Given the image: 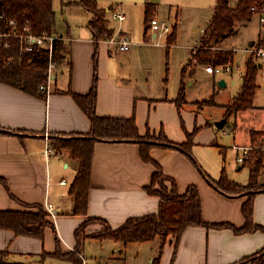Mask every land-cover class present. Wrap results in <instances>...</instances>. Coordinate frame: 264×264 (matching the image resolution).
<instances>
[{
  "label": "crops",
  "instance_id": "crops-1",
  "mask_svg": "<svg viewBox=\"0 0 264 264\" xmlns=\"http://www.w3.org/2000/svg\"><path fill=\"white\" fill-rule=\"evenodd\" d=\"M79 1L53 2L57 14L54 32L63 38L67 52L64 60L56 64L50 93L39 89L37 94H31L0 82V131L7 132H0V210L22 211L27 209L24 205H40L46 210L49 204L55 208V216H49L55 232L52 227L46 228L43 240L0 229V263H27L22 262L26 260L30 264H47L51 259L69 262L51 254L57 247L62 253L76 252V231L84 222L92 218L101 219L113 229H118L130 218L158 212L160 198L146 190L151 184L155 166L142 159L141 144L135 141H97L92 154L88 214H73L75 203L70 190L80 162L68 150L58 147L66 140L73 143L90 133L91 121L74 95H88L97 75L96 111L99 116L134 117L142 137H157L163 133L175 144L191 141L192 158L177 148L161 145L152 147L149 153L164 174L176 181L180 193H184L189 186L197 187L205 222L228 225L223 228L189 226L178 240L169 236L162 242L157 237L149 241L154 243L153 247L143 249L144 252L137 249L136 260L140 264H251L243 261L264 249V189L257 192L253 199V223L260 228L236 233L234 228L240 229L246 224L243 206L248 196L223 194L211 185L207 176L217 181L225 172L230 180L238 184L249 183L250 169L246 182H237L228 174L226 160L232 152L238 154L237 160L242 152L235 147H254L257 134L264 132V106L255 104L257 91L252 108L230 116H227L226 107L239 93L242 83L229 101L220 103L214 93L209 98L214 97V104L200 107L199 102L209 99L189 97L188 86L193 82L187 85V73L189 71L194 77L201 66L211 67L213 72L214 68L193 63L184 73L182 104L177 103L180 89L175 94L166 89L165 94L148 96L139 93L130 76H126L119 66L117 56L124 51L110 43V39L119 32L132 39L133 45L125 55L140 42H148L149 39L155 43L160 41V36L151 31V21L147 23L148 9L152 14L151 20H168L173 29L176 28L177 42L178 29L183 24L180 8L173 1L164 0H94L98 8L105 12L107 26L113 31L110 39L97 40L91 27L94 14L79 5ZM114 13H121L126 19L120 21ZM159 13L163 15L162 20ZM213 15L214 12L207 21L208 25ZM205 29H202V36ZM221 43L216 47L222 48L219 46ZM259 64L258 87L259 80L264 82V71ZM216 75L214 73L212 77L214 82ZM243 76L244 73L242 80ZM221 81L225 82V86L220 87H227V79H219V83ZM216 109L224 112L220 115ZM248 112L261 125L238 127V115ZM231 117H234V123L228 128L227 121ZM223 120L225 125L219 128L216 123ZM229 130L232 132L226 133ZM238 138L240 143H237ZM49 148L53 151L51 154L47 153ZM250 156L251 153L247 159ZM244 163H237L238 170L243 169ZM258 183L264 185V170ZM104 229L102 222H90L80 234V249L88 241H98L102 248L110 241L113 245L108 246L113 254L108 257V264H138L127 255L122 260L118 259L116 253H121V243L92 237ZM82 257L84 264H92L83 252Z\"/></svg>",
  "mask_w": 264,
  "mask_h": 264
},
{
  "label": "trees",
  "instance_id": "trees-1",
  "mask_svg": "<svg viewBox=\"0 0 264 264\" xmlns=\"http://www.w3.org/2000/svg\"><path fill=\"white\" fill-rule=\"evenodd\" d=\"M54 0H0V32L6 30L7 19L17 22L16 32L22 33L26 24L30 25L31 32L41 34L43 31L53 32L57 25V14L53 6ZM79 5L94 14L91 27L97 40H108L113 36V31L107 26L105 12L100 10L94 0H80ZM254 0H244L236 8H231L229 0H216L214 15L204 30L200 47L194 48L189 63L182 71V81L177 103L184 102L185 71L193 63L211 65L213 67L228 64L234 61L235 52L216 47L225 38L235 32L237 22L250 20L253 16L250 6ZM5 18H2V16ZM151 12L147 9V23L151 21ZM148 27V26H147ZM9 46L0 43V82L22 89L31 94H37L41 85H46L48 80L49 51L46 48L37 49L30 53L21 52L20 40L17 36L8 39ZM176 42V28L168 36V46ZM67 52V46L62 40L54 44L53 60L60 64ZM169 71V69H168ZM258 67L254 59L249 58L246 64V73L243 76L239 93L226 107L227 116L248 110L254 105V98L258 88ZM97 75L93 87L88 95H74V98L91 121V131L88 135L79 137V141L66 140L59 144L58 149L68 150L71 156L80 162L77 176L72 183L70 194L74 198V215L88 214L89 190L92 177V154L97 141H135L141 144V156L146 162L153 163L155 172L151 184L146 187L149 194L160 198L159 210L155 214L128 219L118 229H113L107 222L92 218L84 222L76 231L78 244L76 252L62 253L59 247L51 255L73 264H84L81 252V232H84L90 222H102L104 231L92 237L99 240H112L125 246L132 243H145L155 238L165 242L169 236L180 239L189 226L226 227L227 224H210L203 220L201 199L196 186L192 185L184 193H180L176 181L164 174L159 164L152 160L150 149L156 145L177 148L191 155V141L184 144H175L167 139L163 133L159 136H145L139 134L136 120L132 118L102 117L97 114ZM168 81V74L166 82ZM205 105L214 104V97L204 101ZM0 132H6L2 130ZM7 133V132H6ZM9 133V132H8ZM257 134V133H256ZM258 145V139L256 140ZM250 169V180L246 185L238 184L228 178L223 172L217 181L209 176L211 185L229 196H248L243 206L246 224L243 228H234L236 233L249 232L260 228L253 223L254 195L263 190L258 179L264 170V153L253 150L251 156L244 163ZM27 209L22 211L0 210V229L10 230L17 235L44 239L46 228L55 227L49 219L50 214L40 205H24ZM59 240L57 237V246ZM243 262L251 264H264V249ZM0 264H27L21 262H5ZM30 264V263H29Z\"/></svg>",
  "mask_w": 264,
  "mask_h": 264
},
{
  "label": "rangeland",
  "instance_id": "rangeland-1",
  "mask_svg": "<svg viewBox=\"0 0 264 264\" xmlns=\"http://www.w3.org/2000/svg\"><path fill=\"white\" fill-rule=\"evenodd\" d=\"M173 1L177 7L180 8V15L183 19V24L178 29V39L175 45L168 46L166 35L160 36V41H153L149 39L148 42H140L138 45L133 46L131 53L121 52L118 54V63L123 69L126 76H130V80L134 87L137 88L139 93L149 95L178 93L181 85V71L189 62L190 55L194 48L200 47L202 38V29L208 27L207 21L211 14L214 12V5L216 0H164ZM230 5V4H229ZM231 6V5H230ZM231 8H234L231 6ZM160 20L163 15L158 14ZM153 19V18H152ZM172 26V24L166 20ZM169 36V35H167ZM260 37V25L256 16H252L250 20L244 22H237L235 25V32L228 38H225L219 45L222 48L232 49L235 52V65L240 64L239 70H236L232 75L218 74L215 77L211 67L201 66L197 69L194 77L190 76L188 71L186 81L187 85L193 82V85L188 86V94L191 99L204 100L209 99L212 94L216 93V99L220 103L229 101L237 92L240 84L242 83L241 75L246 73V64L249 58L244 50L248 49L252 42ZM132 40V39H131ZM133 42V41H132ZM159 42V43H158ZM264 62V59L262 60ZM121 63V64H120ZM148 65V67H145ZM185 66V67H184ZM214 68V67H213ZM169 69V71H168ZM263 72H261L262 74ZM168 74V81L166 82ZM219 79H227V87H220ZM218 92V93H217ZM255 104L264 106V82L259 80V87L257 89V96ZM200 107L205 106V102L198 103ZM220 115L224 112L222 109H216ZM252 116L251 113L239 114L237 118L238 127H248L250 124L254 126L261 125V122ZM254 119V120H253ZM234 123V117L229 118L227 126L230 128ZM226 126V127H227ZM258 145L255 144L254 148L264 153V132L258 133ZM231 137V136H230ZM237 143H240L239 138ZM236 152L228 155L226 166L230 177L237 182H246L249 176V169L244 166L243 169L238 170ZM238 158V157H237ZM264 187V185H259ZM173 238V236L171 237ZM108 245H113L108 241L102 244L98 241H88L84 243L81 251L91 261L92 264H108L107 259L113 254ZM121 253H116L120 260L126 255L131 261L140 264L136 260L137 249L141 252L148 250L154 246L153 242L146 243H132L127 246L121 244ZM145 249V250H143ZM19 261V260H16ZM22 262L30 263V261L23 260ZM47 264H73L60 260L51 259Z\"/></svg>",
  "mask_w": 264,
  "mask_h": 264
},
{
  "label": "built area",
  "instance_id": "built-area-1",
  "mask_svg": "<svg viewBox=\"0 0 264 264\" xmlns=\"http://www.w3.org/2000/svg\"><path fill=\"white\" fill-rule=\"evenodd\" d=\"M242 1L244 0H229V4L236 8ZM250 12H252L253 16H256L259 20L260 37L257 41L253 42L248 49L244 50V53H247L249 56H252L257 66L259 63H262L261 71H264V62L262 61L264 59V0H254V4L250 6ZM114 17L120 21L126 19V16L121 13H114ZM2 18H5V16L3 15ZM150 25L151 31L159 36L169 35L173 31V27L170 26L166 21H158L157 19H152ZM15 29H17V22L13 19H7L6 30L0 32V43H4V45L8 47V39L17 36L20 40L21 52L23 53H30L42 48L48 49V80L47 84L41 85L39 89L41 91H46L47 94H49L53 84V73L56 68V62L53 60L54 44L56 41L63 40V38L54 31H43L41 34H34L31 32L29 24H26L22 33L18 34ZM110 43L116 44L119 49L124 52L129 51L133 45V42L130 37L123 32L115 34L110 39ZM239 68L240 65H235L234 62H230L228 64L215 66L214 73L225 74L229 76L234 74V72L236 70H239ZM228 132L230 133L232 132V130L226 131V133ZM235 148L242 152L241 156L237 158L238 162L241 164L245 162V160L248 158V156L253 150H257L254 147ZM52 152V149H47L48 154H51ZM62 183L64 184L65 181H62ZM46 210L51 216H55V208L53 205H47Z\"/></svg>",
  "mask_w": 264,
  "mask_h": 264
},
{
  "label": "water",
  "instance_id": "water-1",
  "mask_svg": "<svg viewBox=\"0 0 264 264\" xmlns=\"http://www.w3.org/2000/svg\"><path fill=\"white\" fill-rule=\"evenodd\" d=\"M259 67H261V63L259 64ZM219 85H221V86H225V82L224 81H221L220 83H219ZM225 120H223V121H220V122H218V123H216V125L219 127V128H222L224 125H225ZM241 168V167H240Z\"/></svg>",
  "mask_w": 264,
  "mask_h": 264
}]
</instances>
